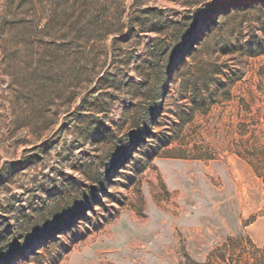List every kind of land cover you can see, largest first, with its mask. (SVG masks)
<instances>
[{"label":"rangeland","instance_id":"374dc122","mask_svg":"<svg viewBox=\"0 0 264 264\" xmlns=\"http://www.w3.org/2000/svg\"><path fill=\"white\" fill-rule=\"evenodd\" d=\"M0 264H264V0H0Z\"/></svg>","mask_w":264,"mask_h":264},{"label":"trees","instance_id":"16d2710c","mask_svg":"<svg viewBox=\"0 0 264 264\" xmlns=\"http://www.w3.org/2000/svg\"><path fill=\"white\" fill-rule=\"evenodd\" d=\"M102 12H103V8H101L100 9ZM102 15V14H101ZM96 17H101L100 16V14L99 15H96ZM97 19V18H96ZM98 20V19H97ZM100 21H101V19H100ZM91 24H93L94 23V21H93V19H91L90 21H89ZM96 23H98V21H95ZM90 33V32H89ZM134 139H135V137L134 138H131V139H127V145L128 146H130L132 143H133V141H134ZM127 148V147H126ZM123 150V152H124V149H122ZM126 150V149H125ZM118 160V159H117ZM84 208V207H83ZM80 209H82V207L80 208ZM67 220L66 219H64L63 220V222H66ZM23 227V225H20V228H22ZM49 232H51V229L49 228L44 234H42L41 236H40V238L41 237H44L47 233H49Z\"/></svg>","mask_w":264,"mask_h":264}]
</instances>
